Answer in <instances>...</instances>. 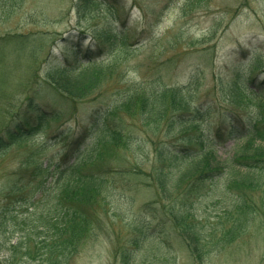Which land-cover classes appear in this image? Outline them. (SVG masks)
I'll return each mask as SVG.
<instances>
[{
    "label": "trees",
    "instance_id": "obj_1",
    "mask_svg": "<svg viewBox=\"0 0 264 264\" xmlns=\"http://www.w3.org/2000/svg\"><path fill=\"white\" fill-rule=\"evenodd\" d=\"M99 1L78 0L75 7L79 17L84 19ZM175 6V0H168L160 9L161 13ZM138 10L145 19L150 16L141 7ZM114 11L109 10L107 22L100 30H93L91 36L83 31L73 37L57 38L48 50L44 34H0V153L44 131L48 119H60L65 114L62 104L85 101L99 89L104 76L110 82L113 77L106 72L108 66L99 59L131 50L127 44L130 34L127 29H119L118 21L122 16L115 15ZM105 42L111 44L112 50L107 49ZM42 54L46 55L43 62ZM79 55H85L86 62L77 60L76 66L69 67L70 59ZM29 58L46 65L47 76L52 81L41 80L40 75L33 72L34 67L20 73L30 68L32 60ZM259 59L256 55L248 71L224 87L235 98L245 92L250 100H255L256 109L245 118L218 111L211 98L199 101L196 96L198 82L194 77L187 85L168 87L164 72L174 64L172 58L153 70L157 78L129 88H126L129 86L126 78L121 85L120 80L115 81L112 89L116 97L100 108H97L98 103L91 102L84 114H74L75 127L62 129L55 135V141L63 136L83 141L89 134L92 139L83 152L73 145L70 148L78 154L74 162L69 163L66 158L61 165L58 181L64 178L63 184L53 191L45 188V181L50 177L47 173L52 175L59 169L56 165L50 171L57 154H53L47 164L31 155L21 165L18 177L13 174L12 180L5 181L0 188L9 198L15 197L28 186L23 170L31 167L35 170V179L44 174L46 177L33 191L32 197L40 193L42 200L41 205L34 207V214L29 215L26 234L14 241V235L3 233L0 254L4 261L0 259V264H13L19 253L22 261L30 256L32 259L34 249L35 253L45 254L44 262L68 264L92 230L96 219L92 205H113L123 200L118 194L115 175L137 176L144 172V166L150 165L151 175L164 195L180 201L179 207L172 208L169 216L196 257H201L203 240L214 238L213 233L221 234L216 245L223 248L235 236L246 232L259 214L253 202L255 192L260 191L264 203V79L257 85L260 79L252 77L254 70L260 68ZM73 104L76 108V103ZM12 106L16 109L12 110ZM121 112L133 121L125 123L118 119L116 124L107 123ZM96 116H100V120L90 123ZM83 129L89 132L79 133ZM227 137L236 141V149L228 150L227 156L222 157L217 153ZM49 140L40 144L37 156L52 148L54 143ZM122 155L128 158L125 164L120 163L124 161ZM28 197L21 199L30 207L32 203ZM126 202L130 206L133 204L130 200ZM210 204H214L211 208L217 212L218 219L211 225L210 232L205 233L192 221L200 219L198 210L208 211ZM146 206L132 220L133 239L130 246L121 247L122 264H139L144 244L150 243V213L148 209L144 211ZM40 208L42 211L38 213ZM261 213L264 214V205ZM142 257L151 261L150 264H170L167 260L156 261V254Z\"/></svg>",
    "mask_w": 264,
    "mask_h": 264
},
{
    "label": "rangeland",
    "instance_id": "obj_2",
    "mask_svg": "<svg viewBox=\"0 0 264 264\" xmlns=\"http://www.w3.org/2000/svg\"><path fill=\"white\" fill-rule=\"evenodd\" d=\"M77 1L0 0V34H44L48 50L57 38L73 37L83 31L91 36L93 30L101 28L107 22L109 10L114 9L115 15L122 16L118 21L119 29H127L130 34L127 44L131 49L130 53H114L99 59L108 66L106 72H109L110 78L113 77L109 83L104 76L97 91L85 101L73 102L76 103V108L72 102L62 104L65 114L60 119H48L44 131L0 153V188L5 181L12 180L13 174L18 177L17 172L20 171L21 165L31 155L37 157L39 162L47 164L49 158L57 154L58 157L54 159L50 171H53L56 165L59 168L52 175L47 173L50 176L48 180L44 177L45 174L35 179L37 177L33 174V167L25 169L26 171L22 169L28 177V186L12 198L7 196L6 191L0 192V239L4 232H8L10 236L14 235V241L26 234L25 230L30 223L29 215L34 214V207L41 205L42 194L32 197L38 184L46 179L45 188L49 191L56 190L63 184L64 178L58 181L63 169L61 165L66 158H69V163L74 162L78 154L70 148L73 145L83 152L92 139L89 134V138L83 141L72 136H63L55 141V135L62 129L75 127L74 114H84V109L90 106L91 102L98 103L97 108L106 106L108 101L117 96L112 89L115 81L120 80L121 85L122 79L126 78L129 85L126 88H129L144 80L157 78L153 70L160 63L166 62L167 58H172L174 64L166 67L168 70L164 72V82L168 87L187 85L194 77L198 82L196 96L199 101L213 99L218 111L231 112L245 118L256 109L255 100H250L248 93L242 92L235 98L227 93L224 87L235 77L247 72L256 55L260 57V68L254 70L252 77L257 76L256 78L260 79L257 85L264 79V0H175L176 6L165 13H161L160 9L168 0H100L88 10L84 19H81L76 11ZM139 7L146 13L149 12L147 19L138 10ZM157 20L161 21L156 23ZM72 40L69 39L70 42ZM103 44L108 50H112L111 44ZM45 56L42 54V62ZM70 60L69 67H73L76 66L77 60L86 62V57L79 55ZM38 61L37 63L32 60L28 70L19 72L24 73L34 67L33 72L39 74L41 80L52 81L47 76V66ZM24 77L27 78L26 75ZM11 108L15 110L16 106ZM118 119L125 123H131L132 120L121 112L110 118L107 123L116 124ZM99 120L100 116H96L89 122ZM82 131L89 132V129L79 130V133ZM48 139L54 143L52 148L37 156L40 144ZM235 143L234 139L227 137L217 154L227 156L228 150L233 148L230 151L233 152L236 149ZM78 146L80 147L77 148ZM122 157L124 161L120 163L125 164L123 162L128 158L124 159V155ZM115 179L118 194L122 195L123 200L113 205H92L91 210L96 217L91 225L92 230L68 264H122L121 247L130 246L133 239V227L130 225L135 214L146 205L144 211L148 209L150 213L149 230L152 235L150 243L144 244L145 249L141 257L139 256V264H150L151 261L144 259L142 255L150 258L151 254H156V261L167 260L170 264H264V214L261 213L264 203L260 191L253 195V202L259 214L251 227L235 236L223 248L216 245L221 234L213 233L214 238L203 240L201 257H196L188 241L182 236L180 228L175 227L169 216L170 210L179 207L180 201L164 195L154 175H151V165L144 166V172L140 175L119 173L115 175ZM21 186L24 187V183ZM26 196H29L27 199L31 198L30 207L22 202ZM129 200L133 202L131 206L126 202ZM213 205H209L208 211L198 210L200 219L193 218L195 220L192 221L198 223L199 229L205 233L210 232L211 225H215L218 219L217 212L211 208ZM41 211V208L38 209V213ZM130 212L132 214L128 218ZM44 256L42 251L35 253L34 249L32 259L30 256L22 261L23 256L19 253L13 264H49L44 262ZM0 259L4 261L1 254Z\"/></svg>",
    "mask_w": 264,
    "mask_h": 264
}]
</instances>
